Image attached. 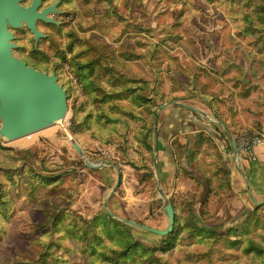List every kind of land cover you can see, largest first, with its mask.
I'll use <instances>...</instances> for the list:
<instances>
[{"label":"rangeland","instance_id":"1","mask_svg":"<svg viewBox=\"0 0 264 264\" xmlns=\"http://www.w3.org/2000/svg\"><path fill=\"white\" fill-rule=\"evenodd\" d=\"M53 1L55 0H43V5ZM71 1L61 0L59 6L63 8L61 11L64 13L51 15L60 22L57 26L47 22L43 24L46 36L39 39L38 46L34 45L35 49L39 47L47 54L37 63L41 71H45L44 69H47L46 72L51 71L52 60L56 57L52 42L64 45L69 36L67 32L70 31L76 32L80 38L90 37L92 43L97 46L109 44L122 46L126 50L135 49L139 52L135 53L139 54L141 59L139 62H129L128 70L148 80L160 78L157 82L159 94L153 98L154 104H158L160 118V120L158 118L160 128L157 140L162 137L161 125L167 121L169 134L176 135L178 132L182 136L180 130L193 131L189 119H186L191 117L197 128H206L216 134L221 140V145L216 141L221 150L217 153L218 157L223 153L227 158L226 166L231 165L235 158L232 157V150L225 149L226 142L220 131L215 130L220 125L215 112L226 121L234 136L242 130L250 129L251 127L237 123L236 114L240 111L238 101L245 96L241 91L245 88L243 86L260 85L262 90L259 99H255V104L250 103L251 108L248 107V111L252 113L255 121L252 127L258 122L256 129H261L260 121L264 119V0H254L250 4H245L246 0H241L240 3L233 5L229 3L220 5L217 3L219 0L212 4L205 0H113L119 12L115 26L102 20L103 9L95 5V0ZM15 33L18 36L16 42L14 41L16 47L17 45L25 47L18 52L19 54L27 58L41 56L33 55L30 51L34 44L30 31ZM42 39L44 40L39 45ZM137 40H140V47L136 46ZM154 45L156 51L152 54ZM14 54L19 57L16 52ZM67 66L68 64H65L63 70L68 76L70 70ZM245 71L247 75L242 78ZM64 73L55 72L59 83L64 82ZM259 76L263 86L253 83ZM75 86L70 83V88ZM239 86H242L239 90L240 95ZM149 94L151 96L150 92ZM72 98L73 96L68 100V114L59 123L12 141L0 137V143L15 154L19 151L35 153L36 159L48 165L43 167L44 173L48 170L53 174L60 172L64 174L63 183L56 187L50 186L38 194L37 197L42 203L52 201L57 206L62 205L60 208L64 210L91 219L100 212L103 203L106 202L108 211L114 214L116 220L125 224L135 239L147 245L159 243L163 235L143 226L165 230L168 227L167 199L172 196L181 197L187 191L202 187L200 199L202 200L207 188L204 180L192 171L189 165L188 172L198 177L201 183L196 184L180 174L175 177L179 178L176 185H181L180 189L170 194L171 188L162 186L158 162L154 166V180H145V177L143 180L141 171L120 163L124 154L134 160H138L140 153L145 154V159L148 158L146 146L139 140L142 132L136 130L138 121H130L126 130H123L121 125L118 126V131L123 134V140L116 138L113 143L103 145L93 141L86 148L68 130ZM126 103L119 104L133 107L130 103L127 105ZM186 106L198 108L202 113L196 115ZM113 112L114 118L117 116V111ZM181 116L186 120L184 126H182L183 121L175 123ZM252 117L249 120H252ZM157 142L155 143L156 159L159 150ZM180 142V136L177 135L170 146L182 145ZM75 143L81 148V152L75 148ZM209 154H212L211 151ZM182 159L183 156L181 163ZM86 161L94 167L88 166ZM114 162H118V166L113 165ZM189 162L191 164L190 158ZM51 164L59 165L61 168H54L50 166ZM226 198L228 199V196L226 197L222 191L209 195L207 220L202 224L219 231L235 228L238 232L233 237L239 240L246 237L254 238L255 233L244 227V221L250 213L233 217V223H222L231 214V212L225 215L218 213ZM35 200L36 198L33 202ZM177 200L180 202L179 199ZM17 205L8 235L0 244V264L33 255L40 250L45 241L58 235L45 237L42 235L45 230L39 231L35 227L36 223L42 222L44 214L40 209L31 208V202L20 199ZM212 211L215 213H211ZM195 214L198 216V204L195 206ZM262 217L264 219V211ZM201 222L202 220L198 219V223ZM261 235L262 232L259 236ZM70 244L76 247L74 240H70ZM198 248L200 247L194 249ZM226 253H231L229 256L238 255L233 249L226 250ZM67 258L68 264H87L86 259L76 252ZM194 260L189 261L193 263ZM169 261L170 264H178L186 261V258L183 253L174 251Z\"/></svg>","mask_w":264,"mask_h":264},{"label":"trees","instance_id":"2","mask_svg":"<svg viewBox=\"0 0 264 264\" xmlns=\"http://www.w3.org/2000/svg\"><path fill=\"white\" fill-rule=\"evenodd\" d=\"M112 1L95 0V5L103 9L102 20L115 26L119 12ZM205 1L212 4L217 0ZM253 1L246 0L245 4ZM240 2L241 0H219L217 3L233 5ZM29 3L30 0L23 1L24 5ZM15 32L25 33L29 30L27 28L13 30L16 42L18 36ZM67 35L69 36L64 45L52 42L56 57L52 60L51 71L54 70L57 74L60 71L64 73V65L69 66L68 76L64 73L66 79L64 78V82L60 81L66 89L67 99L73 96L69 132L87 148L93 141L103 145L113 143L116 138L123 140V134L118 131V126L121 125L123 130H126L130 121H138L136 130L142 132L139 140L145 144L148 158L145 159V154L140 153L138 160H134L124 154L120 163L141 171L142 179L145 177V180H154L155 143L158 141L160 124H158V104H154L153 98L159 94L157 82L160 78L148 80L128 70L129 62H139L141 59V56L136 54L139 52L135 49L126 50L122 46L109 44L97 46L92 43L90 37L81 36L80 38L74 31L67 32ZM137 39L142 40V38ZM43 40L39 42V45ZM140 45V40H137L136 46L140 47ZM23 49H25L24 46L17 45L14 52L18 55V52ZM30 51L33 55L41 56L27 58L19 54V57L28 65L42 70L37 63L47 56L46 52L39 47L35 49L34 44ZM155 51L156 45L152 54ZM235 68L239 69L237 66ZM238 72L241 73L240 69ZM71 77L77 82L72 83ZM70 83L79 86L70 88ZM120 102H127L126 105L130 103L133 107L121 106ZM114 110L117 111V116L113 118ZM193 112L198 114L196 111ZM215 115L221 121V125L215 129L220 131L226 142V148L232 150L222 127L227 128L232 136L234 132L217 112ZM122 117L127 120L125 121ZM182 147L183 145L172 144L177 163L175 177L183 174L185 178L200 184L199 178L187 172L181 163ZM191 149L190 168L204 180L207 187L206 193L200 200L202 187H199L197 190L185 192L181 197L169 198L174 215L173 227L163 234L159 243L147 245L135 239L125 224L116 220L111 212H106L104 207L94 217L86 219L60 208L62 205L57 206L52 201L42 203L37 197L38 194L50 186L56 187L63 183L64 174L62 172L53 174L48 170L44 173L43 167L48 165L36 159L35 153L19 151L15 154L0 143V244L8 235L9 226L20 199L28 200L32 204L31 208H37L43 212L42 222L35 224L39 231L45 230L43 236L58 234L56 238L45 241L40 250L33 255L6 264H68L67 257L73 252L85 258L87 264H170L169 259L174 251L183 253L186 258V261L178 264H264V219L262 217L264 203L255 204L250 216L244 221V227L255 233L254 238L246 237L239 240L233 237L238 232L235 228L219 231L203 225L202 223H206L207 220L209 195L218 194L219 191L226 195L230 192V172L225 167L223 154H219L218 157L217 153L221 150L216 140L206 131L202 130L198 133L191 144ZM210 151L212 154H209ZM113 165L118 166V162H114ZM50 166L61 168L56 164ZM62 196L66 200L65 196ZM68 202L70 203L71 200ZM197 204L198 216L195 214ZM198 219L202 220L200 224ZM260 232L263 235L259 236ZM70 240L76 242V247L71 246ZM195 247L200 248L194 249ZM229 249H233L238 255L225 254V251ZM193 259L195 260L191 263L189 260Z\"/></svg>","mask_w":264,"mask_h":264},{"label":"water","instance_id":"3","mask_svg":"<svg viewBox=\"0 0 264 264\" xmlns=\"http://www.w3.org/2000/svg\"><path fill=\"white\" fill-rule=\"evenodd\" d=\"M23 1L0 0V137L6 141L22 138L59 123L69 112L66 89L58 82L55 72L38 70L14 54L16 44L13 30L26 27L32 33L34 45L37 46L39 39L46 36L37 28V22L41 20L58 24L51 15L64 13L57 9L61 0L43 8V0H30L28 5H24ZM186 107L202 113L197 108ZM219 124L221 125L220 120ZM223 129L232 153L238 158L240 155L235 139L227 128ZM75 148L81 152L77 143ZM85 163L94 167L88 161ZM115 188L116 185L113 191ZM167 201L168 227L165 230L148 226L143 228L161 235L171 230L174 215L169 199ZM263 203L264 199L256 202ZM103 207L109 212L106 202Z\"/></svg>","mask_w":264,"mask_h":264},{"label":"crops","instance_id":"4","mask_svg":"<svg viewBox=\"0 0 264 264\" xmlns=\"http://www.w3.org/2000/svg\"><path fill=\"white\" fill-rule=\"evenodd\" d=\"M246 75L247 72H243L242 78H245ZM253 83L261 84L263 86V83H261L260 80V76L256 78ZM256 86L257 85L243 86L245 87L243 88V90H241L242 86H239L238 88V92L239 90H241L245 96L241 97L238 101L240 111L239 114L238 112L236 114L238 121L237 123L239 125L251 127L250 129H256V126L258 125V122H256V126L252 127L255 121L252 117V113L248 111V107L251 108L250 103L253 102L255 104V99H259L258 96L260 95L262 90L260 85H258V87ZM241 91L239 92V95L241 94ZM251 117L252 120H249ZM186 119H189V125L193 126V131L188 132L180 130L182 136L178 132H176V135L169 134L170 128L169 122L167 121L161 125V128L163 129V132L161 133L162 137H159L157 142V144L159 143V150L157 152L156 159V162H158V172L162 186L171 188L170 194L178 191L181 186L176 185L179 180V178H175L177 163L175 161V152L170 146V143L173 141V139H175L177 135L180 136V143L183 145L182 165L187 172L189 171L188 168L190 165L189 158L191 153V144L196 139L200 131H206L214 138V140L218 141L219 145H221V140L218 139L213 131L206 128H197L195 122L191 121V117H187ZM263 121L264 119H261L260 121L262 122L260 126L261 129L264 124ZM180 122H182V126H184L186 123L185 118L181 116L179 120L175 121V123ZM225 149H227L226 146ZM223 156L224 159H227L224 154ZM232 157L235 158V161H233L231 165H228V167L225 166L230 172L231 190L226 195V197L228 196V199H224V205H221V208L218 209V211L220 210L219 212L217 211L218 213H222L223 215L229 214L230 212L231 214H229L227 220L223 221L222 223H233V217L240 214L244 216L250 213L253 210L256 202H261L264 197V145L257 150L256 161H249L247 159L238 160V158L234 154H232ZM211 213L215 212L212 211Z\"/></svg>","mask_w":264,"mask_h":264},{"label":"built area","instance_id":"5","mask_svg":"<svg viewBox=\"0 0 264 264\" xmlns=\"http://www.w3.org/2000/svg\"><path fill=\"white\" fill-rule=\"evenodd\" d=\"M68 68V66H67ZM68 71V70H67ZM73 82H77L72 78ZM240 159L257 160V150L264 145V127L262 129H245L235 136Z\"/></svg>","mask_w":264,"mask_h":264},{"label":"flooded vegetation","instance_id":"6","mask_svg":"<svg viewBox=\"0 0 264 264\" xmlns=\"http://www.w3.org/2000/svg\"><path fill=\"white\" fill-rule=\"evenodd\" d=\"M55 1H57V0H55ZM55 1H53V2H51V3H48V4H46V5H43V2H42V8L43 7H46V6H48V5H51L52 3H54ZM60 5V3L57 5V9L58 10H63V8L61 7V6H59ZM40 7V8H41ZM56 20V19H55ZM56 22L59 24L60 22L58 21V20H56ZM44 23H46V22H44V21H41V20H39L38 22H37V28L41 31V32H43L44 34H46V32H45V30H44V26H43V24ZM48 24H50V25H56L57 26V24L55 23V22H51V23H48Z\"/></svg>","mask_w":264,"mask_h":264}]
</instances>
